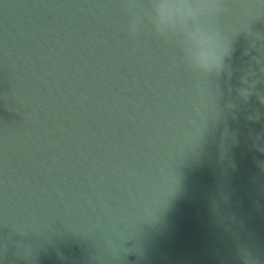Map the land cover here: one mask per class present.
<instances>
[{
  "label": "water",
  "instance_id": "95a60500",
  "mask_svg": "<svg viewBox=\"0 0 264 264\" xmlns=\"http://www.w3.org/2000/svg\"><path fill=\"white\" fill-rule=\"evenodd\" d=\"M0 264H264V0H0Z\"/></svg>",
  "mask_w": 264,
  "mask_h": 264
}]
</instances>
